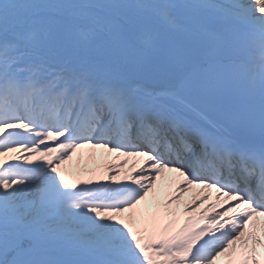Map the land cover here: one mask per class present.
Here are the masks:
<instances>
[{"label": "snow or ice", "instance_id": "6c2138e0", "mask_svg": "<svg viewBox=\"0 0 264 264\" xmlns=\"http://www.w3.org/2000/svg\"><path fill=\"white\" fill-rule=\"evenodd\" d=\"M0 264H264V0H0Z\"/></svg>", "mask_w": 264, "mask_h": 264}, {"label": "bare ground", "instance_id": "6f19581e", "mask_svg": "<svg viewBox=\"0 0 264 264\" xmlns=\"http://www.w3.org/2000/svg\"><path fill=\"white\" fill-rule=\"evenodd\" d=\"M74 159H77L76 164L78 163L81 167H84L86 165L89 167H95L96 164L98 163V161L92 159L91 151L87 149L83 150L82 153L78 154V157ZM83 159H86V160H83Z\"/></svg>", "mask_w": 264, "mask_h": 264}, {"label": "rangeland", "instance_id": "374dc122", "mask_svg": "<svg viewBox=\"0 0 264 264\" xmlns=\"http://www.w3.org/2000/svg\"><path fill=\"white\" fill-rule=\"evenodd\" d=\"M83 160H86V159H83ZM77 162V159H74L73 162H72V165H75Z\"/></svg>", "mask_w": 264, "mask_h": 264}]
</instances>
